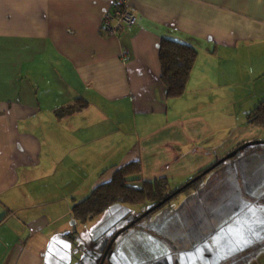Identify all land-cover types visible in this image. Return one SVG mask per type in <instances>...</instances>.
Segmentation results:
<instances>
[{
    "label": "crops",
    "instance_id": "1",
    "mask_svg": "<svg viewBox=\"0 0 264 264\" xmlns=\"http://www.w3.org/2000/svg\"><path fill=\"white\" fill-rule=\"evenodd\" d=\"M115 1L0 0V264H45L54 238L72 241V203L120 165L139 160L140 183L187 180L261 137L250 124L226 136L229 122H212L206 109L242 76L234 60L264 62V0H129L136 25L108 35L103 14ZM163 37L198 50L181 97L168 98L161 80ZM191 97L199 107L176 115ZM238 163L233 183L251 213L262 210V168ZM230 194L226 182L211 214Z\"/></svg>",
    "mask_w": 264,
    "mask_h": 264
},
{
    "label": "rangeland",
    "instance_id": "2",
    "mask_svg": "<svg viewBox=\"0 0 264 264\" xmlns=\"http://www.w3.org/2000/svg\"><path fill=\"white\" fill-rule=\"evenodd\" d=\"M233 62L242 68V76L238 79L231 77L228 96L225 95L223 101L210 100L209 109H206L210 115L207 117L212 122H217L219 116H223L221 119L224 123L229 122L226 136L236 128L248 126L247 114L264 100V69L261 70L264 62ZM193 102L192 97L182 101L176 115L187 116L195 111L199 104L192 106ZM260 128L262 134L259 140H264V126ZM250 150L258 151L252 153L254 155L251 157L245 156L248 150L233 157L235 160H244L247 166L261 167L255 178L264 185V144ZM233 157L211 172L197 188L181 193L164 208L142 218L137 226H131L122 232L112 245L104 264H158L164 258L169 264L264 263V200H260L262 210L258 207L251 213V206L243 201L241 184L233 183L235 178L232 175L240 162L237 160L238 162L231 163ZM170 180L173 189L186 181L179 177ZM226 182L232 200L220 205L222 213L211 214L213 205L208 204L213 202L212 197L225 187ZM261 196L264 199V194ZM221 200L222 198H218L214 203L219 204ZM150 206V203H116L87 223L77 222L75 239L68 241L54 238L53 248L47 254L45 264H99L102 258L99 249L106 237L104 235L126 226L143 211L150 209ZM244 209H248L244 214L246 220L239 215ZM253 213L261 214L263 218H253ZM229 217L233 222L226 227L225 219ZM68 226L73 227L72 219L67 221ZM258 235H261V239H257ZM184 246L188 248L182 250ZM238 253H244V259H235Z\"/></svg>",
    "mask_w": 264,
    "mask_h": 264
},
{
    "label": "trees",
    "instance_id": "3",
    "mask_svg": "<svg viewBox=\"0 0 264 264\" xmlns=\"http://www.w3.org/2000/svg\"><path fill=\"white\" fill-rule=\"evenodd\" d=\"M197 56L198 50L192 44L168 37L161 39L159 46L161 80L166 88L168 98H177L185 94ZM84 106L85 104L80 107ZM247 122L253 126H264V100L260 101L247 114ZM262 146L263 144L251 145L243 151ZM219 160L220 158L216 159L174 189L171 188V180L168 177L148 179L140 183L141 162L139 160L129 161L116 167L111 178L97 185L85 198L73 202L71 205L72 217L76 222L87 223L116 203L129 205L150 203L152 210L145 216L148 217L170 204L181 193L197 188L211 172L228 161L224 160L206 172ZM140 220L133 226H137ZM115 232L110 233L107 237L111 238ZM76 234L77 230H74L65 235L74 240Z\"/></svg>",
    "mask_w": 264,
    "mask_h": 264
},
{
    "label": "built area",
    "instance_id": "4",
    "mask_svg": "<svg viewBox=\"0 0 264 264\" xmlns=\"http://www.w3.org/2000/svg\"><path fill=\"white\" fill-rule=\"evenodd\" d=\"M136 23L137 16L129 0H116L103 14L101 29L108 35H117Z\"/></svg>",
    "mask_w": 264,
    "mask_h": 264
},
{
    "label": "water",
    "instance_id": "5",
    "mask_svg": "<svg viewBox=\"0 0 264 264\" xmlns=\"http://www.w3.org/2000/svg\"><path fill=\"white\" fill-rule=\"evenodd\" d=\"M256 144H264V140H251V141H247L244 142L240 145H238L236 148H234L232 151H230L226 156H224L223 158H221L213 167L209 168L206 170V172H209L212 168H214L216 165H218L220 162L224 161V160H228L229 158L233 157L234 155H238L240 154V152L245 149L248 146L251 145H256ZM196 179V178H195ZM151 208L148 209L147 211L143 212L137 219L131 221L130 223H128L126 226L122 227L121 229H119L118 231L115 232V234L108 239L107 237H105L102 240V243L100 245V252H102V258L100 260L99 264H104L105 260L107 258V255L112 247V245L114 244V242L116 241V239L118 238V236L124 232L126 229L130 228L131 226H133L138 220L142 219L143 217H145L148 213L151 212ZM158 264H169L167 259H161Z\"/></svg>",
    "mask_w": 264,
    "mask_h": 264
},
{
    "label": "flooded vegetation",
    "instance_id": "6",
    "mask_svg": "<svg viewBox=\"0 0 264 264\" xmlns=\"http://www.w3.org/2000/svg\"><path fill=\"white\" fill-rule=\"evenodd\" d=\"M139 216H140V215H139ZM139 216H138V217H139ZM138 217H137V218H138ZM137 218H136V219H137ZM114 234H115V233H114ZM107 236H108V235H106V237H107ZM107 238H108V237H107ZM108 239H110V238H108Z\"/></svg>",
    "mask_w": 264,
    "mask_h": 264
}]
</instances>
